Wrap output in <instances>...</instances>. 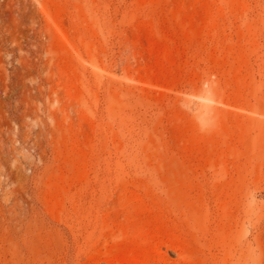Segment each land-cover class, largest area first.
<instances>
[{
    "label": "rangeland",
    "instance_id": "1",
    "mask_svg": "<svg viewBox=\"0 0 264 264\" xmlns=\"http://www.w3.org/2000/svg\"><path fill=\"white\" fill-rule=\"evenodd\" d=\"M0 264H264V0H0Z\"/></svg>",
    "mask_w": 264,
    "mask_h": 264
}]
</instances>
